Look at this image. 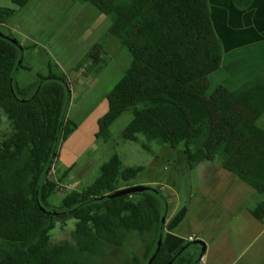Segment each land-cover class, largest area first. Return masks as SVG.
Here are the masks:
<instances>
[{"label": "trees", "instance_id": "1", "mask_svg": "<svg viewBox=\"0 0 264 264\" xmlns=\"http://www.w3.org/2000/svg\"><path fill=\"white\" fill-rule=\"evenodd\" d=\"M11 1L18 6L28 2ZM72 1L88 2L108 16L106 35L131 55L125 73L106 94L107 111L97 120L95 137L106 140L110 125L130 111L123 140L137 142L142 135L148 143L182 146L190 168L218 160L264 195V128L257 124L264 114V71L234 90L217 85L208 92L209 77L223 57L208 0ZM230 1L244 9L253 0ZM14 12L0 7V25ZM0 33V117L3 113L10 126L0 139V264H96L107 249L122 246L130 232L150 238L144 264H198L204 252L196 241L166 250L160 186L110 197L130 187L142 166H125L112 154L90 185L65 188L75 164L61 170L55 160L77 128L67 117L68 78L49 73L20 89L13 74L23 68V48L10 34ZM101 46L94 44L86 54L89 68L101 59ZM141 146L149 150L144 142ZM56 194L62 195L60 205L49 206ZM251 213L261 220L264 201ZM65 217L75 221L71 237L52 244L49 232ZM132 263L141 264L136 258Z\"/></svg>", "mask_w": 264, "mask_h": 264}, {"label": "rangeland", "instance_id": "2", "mask_svg": "<svg viewBox=\"0 0 264 264\" xmlns=\"http://www.w3.org/2000/svg\"><path fill=\"white\" fill-rule=\"evenodd\" d=\"M0 7L15 10L5 24L0 25V31L13 36L23 48L20 52L23 68L14 72V84L22 89L37 81L38 76L49 73H64L68 78L71 96L67 117L77 128L60 145L55 160L56 167L61 170L75 164L67 182L63 183L65 188L81 189L90 185L98 177L101 164L112 154H117L125 166L143 167L128 183L130 187H156L145 183L158 182L163 186L160 187L161 193L166 195V184L177 190L188 186L186 184L192 175L187 173L185 167L181 170L182 146L173 149L155 141L148 143L142 135H138L137 142L121 138L122 130L132 119L130 111L122 113L110 125L106 140L94 135L98 118L107 111L106 94L125 73L131 61L128 50L115 38L106 35L111 23L108 16L88 2L72 0H28L23 6L11 0H0ZM94 44L102 45L101 59L89 68L92 64L86 54ZM79 63H82V67L75 70ZM86 67L90 74L86 72ZM218 71L209 77L208 92L219 78ZM257 124L264 128V114ZM9 130V123L1 113L0 139ZM143 142L148 146V151L141 146ZM49 175L53 177L52 172ZM61 197L52 195L49 206L60 205ZM74 222L72 217L57 220L49 232L50 242L57 244L68 241ZM148 240L147 235L130 232L122 246L107 249L96 264H133V258L144 264Z\"/></svg>", "mask_w": 264, "mask_h": 264}, {"label": "crops", "instance_id": "3", "mask_svg": "<svg viewBox=\"0 0 264 264\" xmlns=\"http://www.w3.org/2000/svg\"><path fill=\"white\" fill-rule=\"evenodd\" d=\"M208 2L223 47L219 78L212 90L217 85L234 90L264 71V0H253L244 9L230 0ZM182 163L181 170L185 167L192 175L189 187L179 191L166 184V195L162 194L166 250L174 252L192 238L203 244H199L204 253L198 264H264V217L259 220L251 213L264 195L223 169L218 160L193 168L184 157ZM145 184L163 187L153 181Z\"/></svg>", "mask_w": 264, "mask_h": 264}, {"label": "water", "instance_id": "4", "mask_svg": "<svg viewBox=\"0 0 264 264\" xmlns=\"http://www.w3.org/2000/svg\"><path fill=\"white\" fill-rule=\"evenodd\" d=\"M1 35V33H0ZM12 42H16L15 39H11ZM148 187H144V186H131V187H123L121 189H119L116 193H114L113 195H111L110 197H117V196H121V195H127V194H133V193H139L144 191L145 189H147ZM198 244H200L201 246L203 245L202 242L200 241H196Z\"/></svg>", "mask_w": 264, "mask_h": 264}, {"label": "built area", "instance_id": "5", "mask_svg": "<svg viewBox=\"0 0 264 264\" xmlns=\"http://www.w3.org/2000/svg\"><path fill=\"white\" fill-rule=\"evenodd\" d=\"M193 239L192 238H189V241H192Z\"/></svg>", "mask_w": 264, "mask_h": 264}]
</instances>
